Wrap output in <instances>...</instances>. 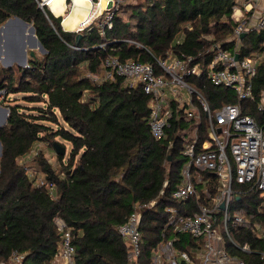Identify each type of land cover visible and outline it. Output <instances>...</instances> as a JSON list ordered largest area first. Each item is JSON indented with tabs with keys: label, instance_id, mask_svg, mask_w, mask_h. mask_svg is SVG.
<instances>
[{
	"label": "trees",
	"instance_id": "obj_1",
	"mask_svg": "<svg viewBox=\"0 0 264 264\" xmlns=\"http://www.w3.org/2000/svg\"><path fill=\"white\" fill-rule=\"evenodd\" d=\"M236 3L124 0L105 35L94 27L82 30L76 41V32L63 30L61 17H47L35 0H0V24L12 16L31 23L46 50L42 58L28 56V66L0 69V88L7 94L24 92L29 102L44 104L27 108L6 103L8 116L0 126V261H8L11 252L17 250L25 254L22 264H53L61 241L55 223L58 216L70 229L75 264H126L128 245L117 226L135 203L152 202L140 225L143 261L147 262L151 248L160 240L166 206L184 205L171 197V190L180 182L185 161L178 129L192 125L193 120L181 115L172 121L166 138L155 139L147 124L149 96L139 84L129 85L116 74L101 79L90 75L103 77V60L108 54L121 61L153 62L168 51L196 59L199 53L198 59L207 63L217 46L233 50L236 44L232 39L238 25L232 17ZM243 33L236 44L240 56L264 50V27ZM104 41H109L106 47H99ZM15 71L19 74L16 85ZM190 81L212 108L237 101L231 88L214 86L204 77ZM263 91L264 59L252 79L253 99L240 101L242 111L260 124L264 123V112L256 103ZM58 137L70 143L66 156L57 154L59 171L43 157H36L46 183L54 185L51 194L48 187L33 185L34 179L17 158L39 140L50 138L52 147L55 141L65 146ZM205 175L214 181L212 172ZM165 180L168 183L163 187ZM260 200L258 191H250L235 201L251 213L256 212ZM187 204L195 205L191 201ZM257 219L264 221V212ZM234 236L240 243L247 241L252 249L248 254L232 249L245 264H264L259 254L264 237L258 238L247 229L238 230ZM180 237L178 245L184 248L187 237Z\"/></svg>",
	"mask_w": 264,
	"mask_h": 264
},
{
	"label": "built area",
	"instance_id": "obj_2",
	"mask_svg": "<svg viewBox=\"0 0 264 264\" xmlns=\"http://www.w3.org/2000/svg\"><path fill=\"white\" fill-rule=\"evenodd\" d=\"M35 1L47 17L48 14L62 17V12L56 13V10L64 6L68 11L74 6V0L53 4L52 0ZM123 1L85 0L90 4L86 15L70 29L61 27L75 32L96 27L101 35H105ZM255 1L244 0L243 9L250 11L252 19L236 20L238 25L232 36L236 44L241 33L264 27V14L255 15L251 11ZM124 40L143 47L132 38ZM108 42H101L98 46L105 48ZM236 44L233 50L217 46L207 63L198 59L199 53L196 59L193 55L180 57L168 51L165 56L155 57L153 62L121 61L118 56L108 54L103 60V77L90 75L101 79L116 74L129 85L139 84L149 96L147 124L155 139L166 138L172 121L181 115L193 120L192 125L178 129L185 161L180 170V182L171 190V197L184 205L166 206L167 218L159 233L160 240L151 248L146 263L143 261L144 239L140 225L143 213L152 202L133 205L125 221L117 226L120 237L128 245L126 264H245L232 249L245 254L251 253L252 249L247 241L240 243L234 233L247 229L258 238L264 237V221L257 219V215L264 212V123L260 124L253 115L244 113L240 103L253 99L252 79L264 54L253 52L240 56ZM236 52L238 58H235ZM198 77H204L214 86L231 88L237 101L212 108L201 90L190 81V78ZM5 94V89L0 88V97ZM256 104L264 112V91ZM171 144L169 139L168 147ZM35 149L31 150L37 151ZM27 170L31 171L30 176L37 185L44 184V176H37L30 167ZM207 171L214 174V181L213 177L205 175ZM167 183L165 180L163 187ZM46 186L53 194L54 185L46 183ZM250 191H258L261 200L256 205V212L248 213L235 200ZM188 201L193 202L194 207L187 204ZM55 223L61 241L53 263L75 264L70 229L58 216ZM181 235L187 237L184 248L178 245ZM259 254L264 257V248ZM24 255L13 250L9 260L0 261V264H22Z\"/></svg>",
	"mask_w": 264,
	"mask_h": 264
},
{
	"label": "rangeland",
	"instance_id": "obj_3",
	"mask_svg": "<svg viewBox=\"0 0 264 264\" xmlns=\"http://www.w3.org/2000/svg\"><path fill=\"white\" fill-rule=\"evenodd\" d=\"M136 1H141V0H135V2ZM123 17L126 18V14H123ZM76 33H78V32H76ZM29 36L30 35H28V37H26V36L23 37V35H21V41H20L19 46H18L19 55L22 56L24 53H26L27 59H28L29 50H33L37 57L42 58V56L46 50L44 51L43 49H41L36 42L33 43V41L30 40ZM7 37L8 36H6V37H4L3 35L0 36V46H2L1 54H0V69L3 67H9L8 65H5L2 62V57L5 56L4 49L7 50L8 46H9V44L7 42L8 41ZM4 44H6V45H4ZM16 50L15 49H8V51H7L8 55L7 56L13 57V55H9L8 52H11L14 54L17 52ZM262 53L264 54V50L262 51ZM27 64H28V62H27ZM17 65H18L17 62L15 61L10 66L16 67ZM14 75H15L14 76V84L16 85L18 83V77H19L18 71H15ZM5 95H6L5 97H2V98L0 97V108L2 110V113H0V119L5 117L3 108H5V107L8 108L6 106L7 102L20 103L21 105H23L24 107H27V108L34 107L35 105H43L44 106V104H42L41 102H39V103L29 102L28 98H27V97H29V95L27 93H24V92L17 91V92H11L9 94L6 93ZM5 98H7V100H5ZM26 111H30V110H26ZM31 111L37 113L36 110H31ZM7 116H8V114H7ZM7 116H6V119H7ZM43 123H45L47 125H54V128L57 127L55 124H53L49 121H44ZM57 139H58L57 141H61L64 143L65 148H66V152H65V156H66L69 153L70 143L68 141L61 140L59 137ZM50 140L51 139L48 138L47 140L45 139V140H39V141L35 142V144L33 145L32 148L34 149V147H35L36 148L35 150H37V151L31 150L32 149L31 148L27 153H25L22 156L17 158V160L20 162V164H22L24 166V169L26 170V172L28 171L27 167H30L31 169H33L36 172L37 176L43 177V173L39 170V166H38L37 160H36V157H38V156L43 157L48 163H50V165L55 169V171H59L60 161L57 158V154H56L54 148L52 147V144H50V142H49ZM27 173L29 174V176L31 175V171H28ZM38 184H39V182H38ZM33 185H35V186L37 185L36 181H33ZM43 185L45 187H47L46 181H44ZM43 185L39 184L38 186H43ZM54 196H56V195H54Z\"/></svg>",
	"mask_w": 264,
	"mask_h": 264
},
{
	"label": "crops",
	"instance_id": "obj_4",
	"mask_svg": "<svg viewBox=\"0 0 264 264\" xmlns=\"http://www.w3.org/2000/svg\"><path fill=\"white\" fill-rule=\"evenodd\" d=\"M237 3L236 5H234L233 7V13H232V17L237 20L239 18H241L242 20L243 19H248V20H251L252 18L250 17L249 15V12H246L244 9H243V5H244V0H236ZM252 13H254L255 15H258V14H264V0H257L255 2H253V9L251 10ZM10 18V17H9ZM247 20V21H248ZM254 20V19H253ZM13 23L9 24L6 31H4L3 29H0V34H2L4 37H6L5 34H7V38H8V49H17L18 50V46H19V43L21 41V35L26 36L28 37V35H30L31 33L29 32L28 33V30L25 28V32H23L22 30V26L15 22V21H12ZM4 23V22H3ZM23 25V24H22ZM2 30V31H1ZM0 35V36H2ZM6 45V44H4ZM3 45V46H4ZM2 49V46L0 47V50ZM8 49L6 50V57L4 58V61L6 62H12L11 59H13V57H10V56H7V51ZM5 50V49H4ZM16 50V51H17ZM9 55H14L13 53L11 52H8ZM262 53V52H261ZM0 54H1V51H0ZM3 62V61H2ZM15 61H13L12 63H14ZM6 65V64H5ZM0 113H2V110L0 108ZM53 262V261H52ZM54 264V263H53Z\"/></svg>",
	"mask_w": 264,
	"mask_h": 264
},
{
	"label": "water",
	"instance_id": "obj_5",
	"mask_svg": "<svg viewBox=\"0 0 264 264\" xmlns=\"http://www.w3.org/2000/svg\"><path fill=\"white\" fill-rule=\"evenodd\" d=\"M12 21H15V22L19 23L22 26L23 32L25 30V26H28L29 25V29H30V33H31L30 36H29L30 37V40H32L33 43L36 42L39 45V47L45 51V49L43 48V46L41 45L40 41L38 40V38L35 35L34 27L32 26V24L26 22L25 20L21 19L18 16H12L10 18H7L4 21V23L0 25V29H3L5 31L6 28L8 27V25L11 24V23H13ZM7 34H5V35L7 36ZM243 34L244 33H241L240 34V37H242ZM79 37H81V33L80 32L76 33V41H78ZM4 52H5V56L2 57V61H3L4 64H6L8 66H10L13 61H16L17 64L18 65H21V66H24L27 63V54L26 53H24L21 56V55H19L18 50H17V52L14 53V55H13V59H11L12 62H5L4 61V58L6 57V50H4ZM28 55L32 57L33 55H35V52L33 50H29ZM235 58H238V53L237 52L235 53ZM3 110H4L5 117L2 118V119H0V126H2L3 124H5V122H6V116L8 114V108L5 107V108H3ZM53 148H54L56 154H60V155H64L65 154V151H66L65 150V146L61 145L60 143H58L56 141L53 142ZM0 154H1V144H0Z\"/></svg>",
	"mask_w": 264,
	"mask_h": 264
},
{
	"label": "bare ground",
	"instance_id": "obj_6",
	"mask_svg": "<svg viewBox=\"0 0 264 264\" xmlns=\"http://www.w3.org/2000/svg\"><path fill=\"white\" fill-rule=\"evenodd\" d=\"M55 1H63V0H52L51 3L53 4V2ZM84 3L85 5L83 6ZM73 5L74 6L68 11L64 10V6H62L61 9L56 10V13L62 12V17L60 16L61 17L60 24L63 25L64 28L70 29L74 27V25L78 22V20L79 19L81 20L86 15L87 9L90 6V4L88 2H85V0H74ZM25 28L28 30L29 33L30 32L29 25L25 26Z\"/></svg>",
	"mask_w": 264,
	"mask_h": 264
}]
</instances>
